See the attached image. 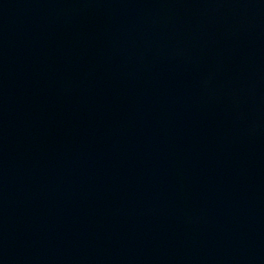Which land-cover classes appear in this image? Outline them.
<instances>
[{"label":"water","instance_id":"1","mask_svg":"<svg viewBox=\"0 0 264 264\" xmlns=\"http://www.w3.org/2000/svg\"><path fill=\"white\" fill-rule=\"evenodd\" d=\"M0 264H264V0H0Z\"/></svg>","mask_w":264,"mask_h":264}]
</instances>
